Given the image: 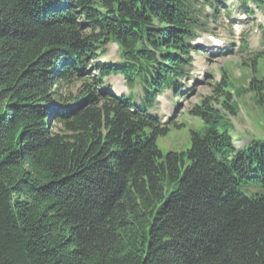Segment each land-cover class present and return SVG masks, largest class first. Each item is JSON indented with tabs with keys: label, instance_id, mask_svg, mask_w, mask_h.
Returning <instances> with one entry per match:
<instances>
[{
	"label": "trees",
	"instance_id": "obj_1",
	"mask_svg": "<svg viewBox=\"0 0 264 264\" xmlns=\"http://www.w3.org/2000/svg\"><path fill=\"white\" fill-rule=\"evenodd\" d=\"M221 1L0 0V264H264V144L236 145L215 107L237 111L227 70L187 150L163 153L184 124L151 112L183 93ZM263 58L245 93L264 97Z\"/></svg>",
	"mask_w": 264,
	"mask_h": 264
},
{
	"label": "rangeland",
	"instance_id": "obj_2",
	"mask_svg": "<svg viewBox=\"0 0 264 264\" xmlns=\"http://www.w3.org/2000/svg\"><path fill=\"white\" fill-rule=\"evenodd\" d=\"M218 7L219 16L209 17V32L201 38L203 48L194 54L195 69L191 71L190 77L195 84L188 83L183 90L185 93L183 95L175 97L170 92L162 95L159 104L151 110L164 119L170 120L171 118L184 124L180 128L173 127L166 136L158 138V146L164 154L169 151L187 150L191 146L190 131L201 129L203 122L200 118L191 115L190 110L202 98L210 97L215 93L214 89L217 83L222 81L225 70L229 74L231 84L229 89L232 90L233 99L237 105L236 114L234 116L226 114L223 119L227 122L229 133L239 147H248L253 143L264 144V97L255 96L253 92L242 91L248 86L254 74V63H252L254 55L264 51V23L259 30L255 18L250 19L248 23L241 22L243 18H241L242 13L238 0H222ZM229 8L231 9L230 15L227 11ZM208 10L210 12V8ZM209 35L222 39L225 42L224 48H217L213 45V42L208 39ZM102 59L108 61L120 59L118 45L110 44L108 53ZM92 68L90 67L89 70ZM94 73L97 74V71ZM256 75L259 78L264 76V58L257 63ZM107 82L112 84L117 94L128 93L132 96L136 94L138 98L142 94L141 86L127 87L122 76L108 77ZM82 85L81 80L64 85L61 90L63 98L71 99L78 95ZM189 88L192 90L186 93ZM221 100L215 102V107L225 113ZM228 116L231 117L228 118Z\"/></svg>",
	"mask_w": 264,
	"mask_h": 264
},
{
	"label": "bare ground",
	"instance_id": "obj_3",
	"mask_svg": "<svg viewBox=\"0 0 264 264\" xmlns=\"http://www.w3.org/2000/svg\"><path fill=\"white\" fill-rule=\"evenodd\" d=\"M172 116V115H171ZM170 118V117H169Z\"/></svg>",
	"mask_w": 264,
	"mask_h": 264
}]
</instances>
